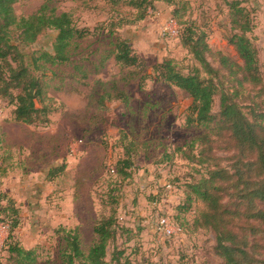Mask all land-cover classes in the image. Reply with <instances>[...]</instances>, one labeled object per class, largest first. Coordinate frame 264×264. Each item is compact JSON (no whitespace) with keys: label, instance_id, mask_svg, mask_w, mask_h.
Masks as SVG:
<instances>
[{"label":"rangeland","instance_id":"374dc122","mask_svg":"<svg viewBox=\"0 0 264 264\" xmlns=\"http://www.w3.org/2000/svg\"><path fill=\"white\" fill-rule=\"evenodd\" d=\"M229 1L152 0L145 19L119 26V35L146 59L148 77L142 83L139 78H129L128 69L122 70L115 61L108 34L97 33L112 22L133 19L135 10L130 5L56 0L59 10L71 11L75 23L89 28L90 33L79 42L69 64L48 73L49 95L55 106L51 121H17L14 105L0 97V128L5 140L0 146V192L13 198L19 209L13 238L27 248H36L39 264H60L61 227H79L84 246L91 244L96 221L109 214L106 199L111 189L118 198L119 228L108 261L117 249L123 252L120 264H224L215 251L214 231L194 224L204 204L193 200L184 208L188 184L206 173V167L191 155L197 154L198 146L193 151L178 149L199 133L187 124L192 98L159 80L153 66L165 58H173L185 73L199 65L175 31V20L194 21L206 32L214 51L241 62L227 40L231 33ZM238 1L252 18L248 35L258 49L264 80V0ZM42 3L19 0L16 11L32 14ZM175 9L181 10V19L174 15ZM56 35L55 29H47L36 42L20 47L29 58L36 51H52ZM100 82L106 88L116 85L124 89L129 104L117 100L105 109L91 107L90 96L102 89ZM214 110H218V102ZM133 138L147 144L135 156L131 175L122 179L116 173L117 161L124 154L123 142ZM51 170L57 173L53 178ZM162 216L177 229L173 235L157 230ZM8 236L9 226L2 221L0 264H10L3 249Z\"/></svg>","mask_w":264,"mask_h":264},{"label":"trees","instance_id":"16d2710c","mask_svg":"<svg viewBox=\"0 0 264 264\" xmlns=\"http://www.w3.org/2000/svg\"><path fill=\"white\" fill-rule=\"evenodd\" d=\"M18 1L0 0V97L14 105L17 121L49 123L55 106L49 95L48 73H53L56 66L71 62L74 50L90 30L78 26L71 11L59 10L56 0H43L41 7L28 15L17 13ZM108 1L130 5L135 10L134 18L112 22L110 27H102L97 33L108 34L115 61L122 70L128 69L129 78H139L143 83L148 77L146 59L128 39L119 35L117 28L145 19L153 2ZM228 4L231 33L227 40L241 62L214 51L206 32L194 21L175 20L183 46L199 65L185 73L173 58H165L155 64L153 70L159 80L184 90L192 98L187 124L199 133L178 149L186 152L184 148L188 147L193 151L198 146L197 154L192 152L191 155L206 167V173L188 184L184 208L188 209L193 200L204 204L194 224L214 231L215 251L224 264H264V80L258 49L248 35L253 28L251 15L238 0ZM174 15L181 19V10L175 9ZM47 29L57 31L52 51H36L29 58L20 45L36 42ZM75 67L88 77L79 64ZM101 87L91 94V107L105 109L108 103L117 100L129 104L130 97L124 89L116 85L106 88L103 83ZM4 143L0 128V146ZM123 143L124 154L117 161L116 173L125 179L131 175L135 156L147 142L133 138ZM54 171L51 170V178L57 175ZM114 191L111 189L107 194L109 214L96 221L94 238L88 247L84 246L79 227L60 228L63 232L60 264L121 263L123 252L117 249L111 253V260H107L119 228L118 198ZM19 219L13 198L0 192V222L9 226V239L3 245L8 262L39 264L36 248H27L13 238Z\"/></svg>","mask_w":264,"mask_h":264},{"label":"built area","instance_id":"2783aa9c","mask_svg":"<svg viewBox=\"0 0 264 264\" xmlns=\"http://www.w3.org/2000/svg\"><path fill=\"white\" fill-rule=\"evenodd\" d=\"M175 31H177L179 33L178 25H177V28L175 29ZM170 186L171 185H169V187ZM157 230L161 234H165L167 236H171L177 231V229L172 225L170 219L168 217H166V216H162L159 219L158 224H157Z\"/></svg>","mask_w":264,"mask_h":264}]
</instances>
